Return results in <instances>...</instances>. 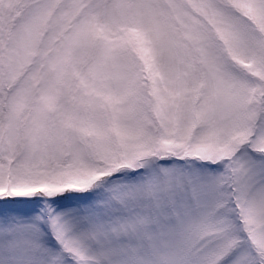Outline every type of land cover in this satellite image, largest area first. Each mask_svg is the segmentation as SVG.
<instances>
[{"label": "snow or ice", "instance_id": "snow-or-ice-1", "mask_svg": "<svg viewBox=\"0 0 264 264\" xmlns=\"http://www.w3.org/2000/svg\"><path fill=\"white\" fill-rule=\"evenodd\" d=\"M0 264H264V0H0Z\"/></svg>", "mask_w": 264, "mask_h": 264}]
</instances>
